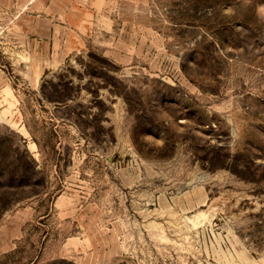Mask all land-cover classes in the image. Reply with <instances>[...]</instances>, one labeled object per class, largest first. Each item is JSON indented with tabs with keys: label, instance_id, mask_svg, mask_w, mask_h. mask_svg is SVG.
I'll use <instances>...</instances> for the list:
<instances>
[{
	"label": "rangeland",
	"instance_id": "1",
	"mask_svg": "<svg viewBox=\"0 0 264 264\" xmlns=\"http://www.w3.org/2000/svg\"><path fill=\"white\" fill-rule=\"evenodd\" d=\"M0 264H264V0H0Z\"/></svg>",
	"mask_w": 264,
	"mask_h": 264
}]
</instances>
